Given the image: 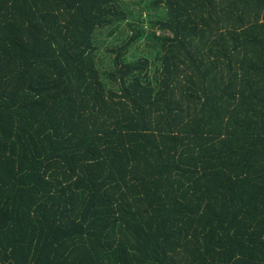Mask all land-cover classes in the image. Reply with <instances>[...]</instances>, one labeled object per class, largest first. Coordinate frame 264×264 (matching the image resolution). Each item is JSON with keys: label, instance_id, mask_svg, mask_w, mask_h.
<instances>
[{"label": "trees", "instance_id": "16d2710c", "mask_svg": "<svg viewBox=\"0 0 264 264\" xmlns=\"http://www.w3.org/2000/svg\"><path fill=\"white\" fill-rule=\"evenodd\" d=\"M0 264H264V0H0Z\"/></svg>", "mask_w": 264, "mask_h": 264}]
</instances>
